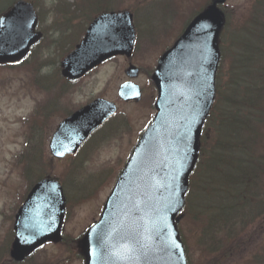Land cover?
Instances as JSON below:
<instances>
[{
    "label": "water",
    "instance_id": "obj_1",
    "mask_svg": "<svg viewBox=\"0 0 264 264\" xmlns=\"http://www.w3.org/2000/svg\"><path fill=\"white\" fill-rule=\"evenodd\" d=\"M223 1L215 0L195 17L160 59L154 80L161 84L164 60L169 59L166 67L172 71L165 85L170 93L163 92V97L173 105L169 108L172 115H162V121L155 119L141 136L99 223L82 239L85 264H185L174 216L181 209L187 176L197 158L199 128L213 99L219 58L215 40L222 25L215 3ZM126 21H130L128 12L103 13L95 19L76 50L61 62L62 74L73 81L105 58L116 53L127 55L133 34ZM35 23L32 5L22 0L2 16L0 63L17 62L38 41ZM178 50L181 58L171 56ZM173 94L194 104L188 109L178 107ZM113 110L111 103L96 99L75 111L53 133L51 153L58 157L74 153ZM61 192L57 182L46 180L28 196L14 223V258L21 259L47 239H57L63 216Z\"/></svg>",
    "mask_w": 264,
    "mask_h": 264
},
{
    "label": "rangeland",
    "instance_id": "obj_2",
    "mask_svg": "<svg viewBox=\"0 0 264 264\" xmlns=\"http://www.w3.org/2000/svg\"><path fill=\"white\" fill-rule=\"evenodd\" d=\"M167 1L110 0L108 6L113 9L126 8L134 12L135 23H138L141 33L147 32L148 29L154 31L148 32L150 34L146 33L148 36L143 39L146 40L147 46L153 45L154 52H156L163 49L167 42L169 46L170 39L174 36L172 29L178 34V29L187 18L186 16H189L193 10H200L201 7L198 6L208 0H170L168 1V4H171L170 9L172 7L175 9L177 3L173 16L170 15V9L165 10L164 5ZM251 2L252 0H227L223 4L222 8H225L228 19L227 29L230 32L235 30V26L240 27L244 22ZM160 4L163 7L160 8ZM37 5L39 27L44 30L45 39L33 48L24 67L18 70L0 67V264H14L8 256L9 231L13 222L10 217L13 215L15 205L21 201L19 194L25 184V175L20 170L23 162L17 160L18 154L24 149L25 142L29 150L32 144L37 145L40 172L60 180L66 198L68 195L72 202L68 199L69 202L67 201L66 204L69 213L61 232L64 241L44 244L34 253L36 255L33 258L20 264H83V257L79 255L74 240H78L82 232L98 219L105 198L110 193L116 179L115 176L128 158L141 131L150 122L149 105L153 101L154 92L149 93L147 74L153 69L157 55L151 56L153 52L143 51L140 57L139 52L136 51L137 54L132 59V62L141 66L142 69V74L135 82L146 89V94L149 93L148 97L143 95L139 103L126 104L117 97L118 85L127 80L124 69L128 63H132L130 58L126 59L122 56L109 59L84 76L79 84L67 88L64 85L65 81L56 70L57 63L72 48V44L65 43L62 36L71 32L73 28H75L74 32L79 34L78 31L85 25L80 19H72L67 27L63 26V23L64 19L81 18L82 16L74 12L76 7L74 0H37ZM158 19L163 25H157ZM138 25L135 26L136 29ZM58 94L60 96L55 97ZM97 96L117 103L118 114L116 115L118 117L120 114L119 117L123 116L125 119L121 121L119 117H116L115 121L114 117L107 126L105 125L102 130L90 138L91 142L88 141L90 143L86 144L75 157H66L63 160L52 158L47 144L63 112L84 105ZM48 97H51V102H53L50 106L54 107L50 113L45 112ZM34 100L38 119L41 120L46 116V122L37 129H32L29 123L25 126L23 124V119L29 116L33 108ZM125 120L129 124L124 122ZM117 126H119L118 131L114 133L113 128ZM25 131L30 135L37 133L36 138H26ZM105 170L110 171L107 178L97 188L98 191L86 201H77L79 190L75 181H81L85 179V176L88 178V175H97L99 171ZM30 180L33 181L34 177ZM102 187L104 188L101 189ZM194 196V206L199 207L204 197L197 192ZM188 213L184 216L186 221L181 226L184 233L182 230L180 232L184 241L185 253L192 264H205L198 250L200 227L187 221ZM259 236H264V232H259L257 228L255 233L257 238L248 240L247 245H253ZM253 249L248 247L247 250ZM221 264H242V262L236 255H232L231 259H225Z\"/></svg>",
    "mask_w": 264,
    "mask_h": 264
},
{
    "label": "trees",
    "instance_id": "obj_3",
    "mask_svg": "<svg viewBox=\"0 0 264 264\" xmlns=\"http://www.w3.org/2000/svg\"><path fill=\"white\" fill-rule=\"evenodd\" d=\"M74 4L80 17H92L104 8L103 0H74ZM251 7L245 16L248 21L228 38L220 88L216 83L221 101L216 102L213 130L202 146L194 180L197 193L223 198L221 215L207 216L204 211L200 215L205 229L211 217L220 219L215 228L221 233L211 236L210 242L221 246L241 241L245 228L264 218V0H253ZM234 148L240 152L233 153ZM250 259L264 264V252L258 250Z\"/></svg>",
    "mask_w": 264,
    "mask_h": 264
}]
</instances>
